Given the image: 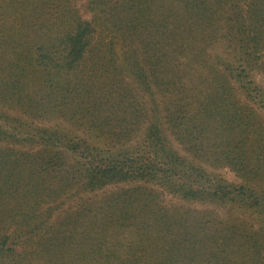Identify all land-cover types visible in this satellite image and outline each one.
Instances as JSON below:
<instances>
[{"label": "trees", "instance_id": "16d2710c", "mask_svg": "<svg viewBox=\"0 0 264 264\" xmlns=\"http://www.w3.org/2000/svg\"><path fill=\"white\" fill-rule=\"evenodd\" d=\"M84 2L0 0V264H264V0Z\"/></svg>", "mask_w": 264, "mask_h": 264}, {"label": "rangeland", "instance_id": "374dc122", "mask_svg": "<svg viewBox=\"0 0 264 264\" xmlns=\"http://www.w3.org/2000/svg\"><path fill=\"white\" fill-rule=\"evenodd\" d=\"M74 1L76 3V7L79 9L80 14L84 18H87L88 17V14H87L86 9H85V2H84V0H74ZM56 124H60L65 129L70 130L67 125H65L64 123H62L60 121L56 122ZM218 173L227 182H234V181H236V178L234 177V175L230 171H228L227 169H221V170L218 171ZM164 198H165V202H167V203L170 202L169 196H165Z\"/></svg>", "mask_w": 264, "mask_h": 264}]
</instances>
